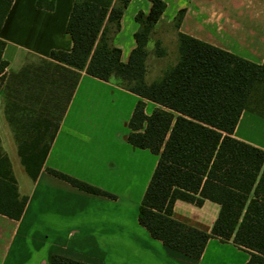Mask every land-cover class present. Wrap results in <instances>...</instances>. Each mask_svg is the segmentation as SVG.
I'll return each instance as SVG.
<instances>
[{"label":"crops","instance_id":"obj_1","mask_svg":"<svg viewBox=\"0 0 264 264\" xmlns=\"http://www.w3.org/2000/svg\"><path fill=\"white\" fill-rule=\"evenodd\" d=\"M163 1L154 30L162 46L168 39L177 42L172 21L184 9L179 32L251 62L264 61V0ZM35 2L13 0L0 28L8 62L0 84V144L19 193L27 197L19 219L0 213V264H50L54 254L88 264H245L248 252L231 240L211 237L194 258L164 245L138 222L158 159L127 140L140 97L51 59V49L72 46L65 26L73 0H54L52 10ZM149 8V0H129L124 9L113 40L124 62L135 46V15ZM143 101L147 115L159 106ZM233 136L264 150V112L242 110ZM29 153L32 173L23 161ZM48 168L113 197L81 190ZM219 210L211 200L196 205L176 199L172 217L209 232Z\"/></svg>","mask_w":264,"mask_h":264},{"label":"trees","instance_id":"obj_2","mask_svg":"<svg viewBox=\"0 0 264 264\" xmlns=\"http://www.w3.org/2000/svg\"><path fill=\"white\" fill-rule=\"evenodd\" d=\"M12 1L0 0V28ZM149 1L148 12L135 15V46L127 61L121 60L113 40L129 0H73L65 26L72 46L68 51L51 49L49 57L140 97L128 121L127 140L158 156L138 208V222L151 236L194 258L201 256L211 237L231 240L248 252L245 264H264V150L233 136L242 110L250 108L253 90L264 86V61L251 62L179 32L184 12L180 9L172 21L177 60L148 81V44L152 42L155 56L166 55L161 40L154 37L166 3ZM35 5L52 10L54 0H36ZM4 46L0 39V83L8 65L2 58ZM143 99L159 106L147 115ZM33 160L31 153L23 157L30 173ZM47 171L86 192L113 197L67 174ZM176 199L196 205L206 199L217 202L220 210L211 230L173 218ZM26 202L0 144V213L19 219ZM50 264L88 263L54 254Z\"/></svg>","mask_w":264,"mask_h":264},{"label":"rangeland","instance_id":"obj_3","mask_svg":"<svg viewBox=\"0 0 264 264\" xmlns=\"http://www.w3.org/2000/svg\"><path fill=\"white\" fill-rule=\"evenodd\" d=\"M173 29H170V37L173 36ZM152 46V42L148 44V48L150 49ZM168 54L162 57L155 56L153 49L151 50L148 58H147V72L146 79L151 81L158 77L162 70L174 63L178 57L177 51V42L172 39H168L165 41V45L163 46ZM1 84V83H0ZM249 106L255 108L259 111L264 112V86H257L252 94L249 102Z\"/></svg>","mask_w":264,"mask_h":264}]
</instances>
